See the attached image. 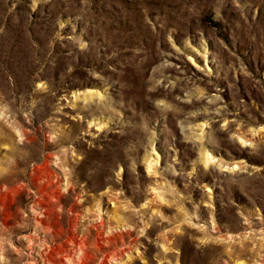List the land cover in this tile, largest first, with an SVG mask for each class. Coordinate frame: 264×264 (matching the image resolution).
I'll list each match as a JSON object with an SVG mask.
<instances>
[{
	"label": "rangeland",
	"instance_id": "1",
	"mask_svg": "<svg viewBox=\"0 0 264 264\" xmlns=\"http://www.w3.org/2000/svg\"><path fill=\"white\" fill-rule=\"evenodd\" d=\"M83 262L264 264V0H0V264Z\"/></svg>",
	"mask_w": 264,
	"mask_h": 264
},
{
	"label": "bare ground",
	"instance_id": "2",
	"mask_svg": "<svg viewBox=\"0 0 264 264\" xmlns=\"http://www.w3.org/2000/svg\"><path fill=\"white\" fill-rule=\"evenodd\" d=\"M75 236V235H74ZM79 251L80 252H82V256H81V258L79 259V260H81L82 258H84V259H88V256H87V254H86V250H85V244L84 243H82V245L81 244H79ZM82 261V260H81ZM85 261V260H84ZM87 262V261H86ZM82 264H85L84 262L82 263Z\"/></svg>",
	"mask_w": 264,
	"mask_h": 264
}]
</instances>
